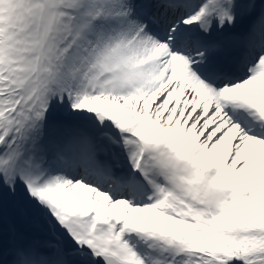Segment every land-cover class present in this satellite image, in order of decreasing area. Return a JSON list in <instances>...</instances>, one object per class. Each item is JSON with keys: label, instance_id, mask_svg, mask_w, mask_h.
I'll list each match as a JSON object with an SVG mask.
<instances>
[{"label": "snow or ice", "instance_id": "obj_1", "mask_svg": "<svg viewBox=\"0 0 264 264\" xmlns=\"http://www.w3.org/2000/svg\"><path fill=\"white\" fill-rule=\"evenodd\" d=\"M0 264H264V0H0Z\"/></svg>", "mask_w": 264, "mask_h": 264}]
</instances>
